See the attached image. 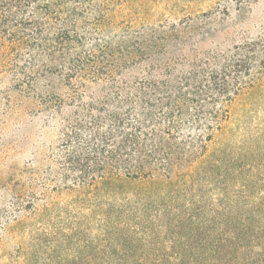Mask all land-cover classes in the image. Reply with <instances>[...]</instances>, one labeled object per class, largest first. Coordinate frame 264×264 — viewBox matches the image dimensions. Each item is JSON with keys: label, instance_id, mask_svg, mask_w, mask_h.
I'll list each match as a JSON object with an SVG mask.
<instances>
[{"label": "rangeland", "instance_id": "374dc122", "mask_svg": "<svg viewBox=\"0 0 264 264\" xmlns=\"http://www.w3.org/2000/svg\"><path fill=\"white\" fill-rule=\"evenodd\" d=\"M81 8L114 46L168 35L169 57L181 49L191 59L256 44L253 85L186 184L146 197L157 189L76 194L53 187L62 117L43 104L66 96L63 80L15 75L0 58V264L210 263L219 236L264 216V0H90ZM252 202L261 204L255 213Z\"/></svg>", "mask_w": 264, "mask_h": 264}, {"label": "trees", "instance_id": "16d2710c", "mask_svg": "<svg viewBox=\"0 0 264 264\" xmlns=\"http://www.w3.org/2000/svg\"><path fill=\"white\" fill-rule=\"evenodd\" d=\"M89 1L0 0V58L15 75L64 82L66 96L43 102L50 117H62L57 191L138 186L157 189L140 197L166 194L191 180L231 106L252 87L256 44L191 59L181 49L169 57L168 35L114 46L89 27L81 8ZM260 205L252 202L254 213ZM242 222L202 264H264V216Z\"/></svg>", "mask_w": 264, "mask_h": 264}]
</instances>
